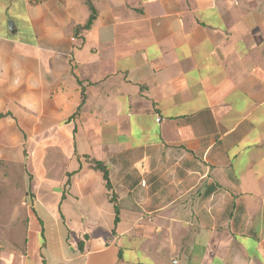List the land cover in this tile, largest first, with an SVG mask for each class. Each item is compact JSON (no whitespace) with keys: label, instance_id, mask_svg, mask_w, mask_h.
Instances as JSON below:
<instances>
[{"label":"crops","instance_id":"0c3cea01","mask_svg":"<svg viewBox=\"0 0 264 264\" xmlns=\"http://www.w3.org/2000/svg\"><path fill=\"white\" fill-rule=\"evenodd\" d=\"M93 2L0 0V264H264V0Z\"/></svg>","mask_w":264,"mask_h":264},{"label":"rangeland","instance_id":"374dc122","mask_svg":"<svg viewBox=\"0 0 264 264\" xmlns=\"http://www.w3.org/2000/svg\"><path fill=\"white\" fill-rule=\"evenodd\" d=\"M2 11L3 8L0 6L1 18L10 15L9 12L3 13ZM10 21L12 20L8 21V26ZM20 179H22L21 167L0 159V240L7 244L15 243L18 247L24 244L26 230L21 221H16V218L22 216L23 213L19 203L23 201L25 183L20 182ZM30 228L29 253L34 258L38 256L37 248L39 243L44 241V237L40 230H37L38 224L33 223Z\"/></svg>","mask_w":264,"mask_h":264},{"label":"trees","instance_id":"16d2710c","mask_svg":"<svg viewBox=\"0 0 264 264\" xmlns=\"http://www.w3.org/2000/svg\"><path fill=\"white\" fill-rule=\"evenodd\" d=\"M44 1H46V0H28V3L30 5H37V4L43 3ZM86 3L88 4L89 9H90V16L84 25H79L76 27V33L80 32L82 30L90 29L92 27V25L94 24V21L97 18L98 11L94 5L93 0H86ZM84 100H85V95H83V101ZM0 116H4V114L0 113ZM94 164H95V168L102 172L103 178L106 182V186L109 189H111L112 187H111V181H110V174H109V170H108L107 166L104 163H102L101 161H94ZM112 200L116 204V214H117L116 215V222H117L119 220V208L117 205V200H116L115 195L112 196ZM84 243H85V241L83 239L79 245V247L82 251L86 250Z\"/></svg>","mask_w":264,"mask_h":264},{"label":"built area","instance_id":"2783aa9c","mask_svg":"<svg viewBox=\"0 0 264 264\" xmlns=\"http://www.w3.org/2000/svg\"><path fill=\"white\" fill-rule=\"evenodd\" d=\"M144 182V181H143Z\"/></svg>","mask_w":264,"mask_h":264}]
</instances>
